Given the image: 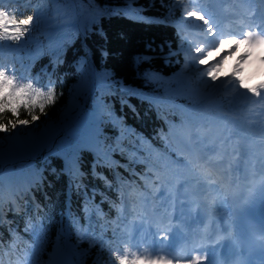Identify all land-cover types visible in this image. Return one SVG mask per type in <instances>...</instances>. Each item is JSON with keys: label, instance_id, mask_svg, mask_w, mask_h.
I'll list each match as a JSON object with an SVG mask.
<instances>
[{"label": "trees", "instance_id": "16d2710c", "mask_svg": "<svg viewBox=\"0 0 264 264\" xmlns=\"http://www.w3.org/2000/svg\"><path fill=\"white\" fill-rule=\"evenodd\" d=\"M35 1L38 10L0 0V26L7 15L10 31L0 32V69L14 81L8 102L18 101L16 115L0 108V138L11 133L0 149V261L157 264L132 250L123 188L157 183L153 170L164 176L161 160L173 156L165 121L212 120L213 101L231 108L238 92L230 84L206 101L165 93L180 71L184 40L174 24L183 0ZM33 25L58 30L45 45ZM194 104L189 114L178 109ZM35 122L45 123L38 132H16ZM52 136L48 152L38 148Z\"/></svg>", "mask_w": 264, "mask_h": 264}, {"label": "rangeland", "instance_id": "374dc122", "mask_svg": "<svg viewBox=\"0 0 264 264\" xmlns=\"http://www.w3.org/2000/svg\"><path fill=\"white\" fill-rule=\"evenodd\" d=\"M13 3L19 5L20 0H10ZM25 8L30 7L31 5L35 6V10L39 9V5L35 0H23ZM245 0H232V4L229 6L230 9L236 8L237 14L244 11ZM199 5L195 2V0H183L179 3L178 9L180 10L182 16L180 17L177 29L182 37H186V41L188 43L185 45L186 49L180 51L179 59H180V74L177 78H173L171 80V84L164 88V91L167 95L170 96H199L206 97L211 94H214L216 89L219 86L226 85L227 83H231L236 88L241 87L245 83H251L250 93H247L245 96L250 100H254L253 104L249 107L245 112L242 111L244 126L248 130L256 131L257 133L264 134V65L259 62L258 57H255L257 51L252 49L251 47L240 48L239 42L237 48L234 47L229 54L225 55L224 61L221 63L218 62H210L204 61L201 63H196L193 65L194 61L200 60V53H204L206 47L209 46L214 40L207 41L206 36L207 32L203 31L204 22L203 19H197L196 16H190L189 13H198ZM200 16L201 14L198 13ZM243 16L246 17V14L243 12ZM247 18V17H246ZM190 20L188 23L187 21ZM197 21H200V26L197 25ZM196 25V26H195ZM34 32L40 35L42 32L40 28L36 25H33ZM238 29H245L244 26H240ZM243 38V37H242ZM192 43V44H191ZM196 46V48H195ZM239 47V48H238ZM244 49L243 51H241ZM242 52V56L237 59L238 55ZM197 72L193 75V72ZM0 72L3 73V70L0 69ZM4 74V73H3ZM212 81L210 84L209 82ZM13 82V79L11 80ZM207 84V85H206ZM206 85L204 89L203 86ZM255 93V94H254ZM238 113V111H235ZM234 114V113H233ZM232 115L228 114L225 111H222L218 108V114L216 120H219L220 117H226L232 119ZM73 116H68L61 124L59 123V130L54 133L53 136H57L56 134L60 133L58 136L60 137L62 134L66 133V129L69 124L73 121ZM58 119L55 122H50V124H57ZM48 121V120H47ZM76 119L74 120V122ZM45 123L35 122L29 126H20L16 129L17 133L23 134L26 129H30V131L38 132L40 127ZM190 126L187 131L183 134H179L174 127L170 126L168 134L175 139V142L180 150V157L187 156L188 160L186 163L173 161L170 159H166L165 164H167V168L171 169V176L174 181L179 182L182 179L186 180L194 177L195 179L202 181H206V185L210 187H214V184H208V180L206 177L201 175L196 169L190 164L194 162L196 155L194 148L198 143L200 147H206L208 150L212 151L215 148H226L229 143L230 136L228 132H223L217 127H193ZM24 130V132H22ZM221 135L222 142L215 141V137ZM11 136V133H6L0 138V149L4 147L6 144V140ZM52 137L45 139L44 141H39L38 148H46V152L51 149L49 145ZM264 144V143H260ZM213 153V152H212ZM25 157L20 156L17 158L16 164H19V160L24 159ZM19 170V169H16ZM19 172H17L18 174ZM0 176L3 174L0 172ZM199 189V187H198ZM166 190V189H165ZM175 190V189H174ZM130 206V203H129ZM125 211H127L125 209ZM57 264H62L58 262ZM170 264H183L179 261H170Z\"/></svg>", "mask_w": 264, "mask_h": 264}, {"label": "bare ground", "instance_id": "6f19581e", "mask_svg": "<svg viewBox=\"0 0 264 264\" xmlns=\"http://www.w3.org/2000/svg\"><path fill=\"white\" fill-rule=\"evenodd\" d=\"M231 18H233V21L235 23H241V19L238 17V15L234 14L231 16ZM206 19V17H203L202 20V22L205 23V29L203 31L207 32V41L214 40V42H212L209 46L206 47L204 53L199 54L200 60L194 61L195 65L196 63L202 64L204 61H213L214 63H221L222 61H224L225 55L229 54V52L234 49V47H236L239 42L238 38L228 37L222 33L218 36L215 32L216 28L212 25L206 24ZM189 22L190 20H188V23ZM199 23L200 21H197L198 26H200ZM220 26L232 29V26L226 23H222ZM246 38L250 41H253L254 34L249 33L248 35H246ZM243 54L241 52V54L238 55L237 59L240 58ZM261 55L264 56V52ZM196 73V71L193 72V75H195ZM209 83L211 84L212 81H210ZM206 85L203 86L204 89L206 88ZM221 121L225 122L231 131L229 142L230 146L227 147V150H225L226 157L221 160L222 164H231L232 167L235 166V170L244 167L250 172L256 173L257 170H261V172L264 173V144H260L264 143V134L257 133L253 130H248L244 126L243 120L240 116L236 117L235 120L226 117H221ZM238 131H241L240 135L237 134ZM240 142H243L245 145L246 151L244 153H241L238 150ZM182 208L184 210L183 212L186 213V204L183 205ZM213 260L214 259L206 260L204 263L213 264Z\"/></svg>", "mask_w": 264, "mask_h": 264}, {"label": "snow or ice", "instance_id": "6c2138e0", "mask_svg": "<svg viewBox=\"0 0 264 264\" xmlns=\"http://www.w3.org/2000/svg\"><path fill=\"white\" fill-rule=\"evenodd\" d=\"M190 16H196L197 19H203L202 16H200L198 13H189ZM0 88L6 89L7 91L4 92V95L0 97V108L3 110H7L11 112L13 115L17 114V107H18V101L13 100V102L9 103V97L12 96L11 92V81L2 73L0 72ZM22 91V90H21ZM0 130H5L4 125H0ZM0 264H2V261H0Z\"/></svg>", "mask_w": 264, "mask_h": 264}, {"label": "water", "instance_id": "95a60500", "mask_svg": "<svg viewBox=\"0 0 264 264\" xmlns=\"http://www.w3.org/2000/svg\"><path fill=\"white\" fill-rule=\"evenodd\" d=\"M78 27H80V24H78ZM87 51H89V50L87 49ZM91 71H92L93 79H94V82H95V76H94V74H95V67L92 65V63H91Z\"/></svg>", "mask_w": 264, "mask_h": 264}]
</instances>
